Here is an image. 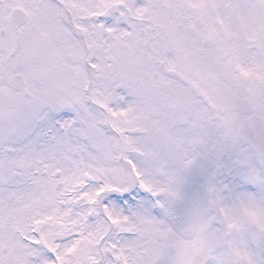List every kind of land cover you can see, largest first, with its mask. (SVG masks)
Returning <instances> with one entry per match:
<instances>
[{
	"label": "snow or ice",
	"instance_id": "snow-or-ice-1",
	"mask_svg": "<svg viewBox=\"0 0 264 264\" xmlns=\"http://www.w3.org/2000/svg\"><path fill=\"white\" fill-rule=\"evenodd\" d=\"M0 264H264V0H0Z\"/></svg>",
	"mask_w": 264,
	"mask_h": 264
}]
</instances>
